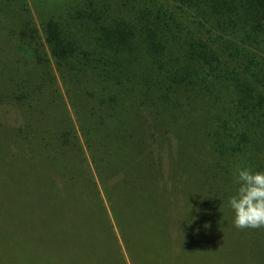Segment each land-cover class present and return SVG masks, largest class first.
<instances>
[{"label": "trees", "instance_id": "16d2710c", "mask_svg": "<svg viewBox=\"0 0 264 264\" xmlns=\"http://www.w3.org/2000/svg\"><path fill=\"white\" fill-rule=\"evenodd\" d=\"M237 166L264 170V0H0V195L25 210L0 264H264Z\"/></svg>", "mask_w": 264, "mask_h": 264}, {"label": "clouds", "instance_id": "9594fccd", "mask_svg": "<svg viewBox=\"0 0 264 264\" xmlns=\"http://www.w3.org/2000/svg\"><path fill=\"white\" fill-rule=\"evenodd\" d=\"M234 182L235 192L228 199L233 226L239 230L264 229V170L237 166Z\"/></svg>", "mask_w": 264, "mask_h": 264}, {"label": "rangeland", "instance_id": "374dc122", "mask_svg": "<svg viewBox=\"0 0 264 264\" xmlns=\"http://www.w3.org/2000/svg\"><path fill=\"white\" fill-rule=\"evenodd\" d=\"M12 51L10 49H7V58H5L4 61L6 62H13V55ZM9 74V73H8ZM2 76V74H1ZM4 83H10V80L7 78L6 72L3 75ZM11 84V83H10ZM10 178L15 177L14 174H10ZM3 188V186H2ZM27 202L32 204V194L27 196ZM20 201L19 196L14 193H8L7 195H0V220L1 219H10L12 221H17L18 217L21 216V213L25 210H22L18 205V202ZM25 201V202H26ZM7 252V251H6ZM0 254H2V251L0 250Z\"/></svg>", "mask_w": 264, "mask_h": 264}]
</instances>
